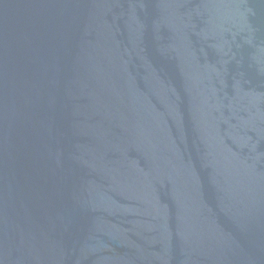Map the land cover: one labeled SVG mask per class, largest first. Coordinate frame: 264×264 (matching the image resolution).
Instances as JSON below:
<instances>
[{"label": "water", "instance_id": "95a60500", "mask_svg": "<svg viewBox=\"0 0 264 264\" xmlns=\"http://www.w3.org/2000/svg\"><path fill=\"white\" fill-rule=\"evenodd\" d=\"M0 264H264V0H0Z\"/></svg>", "mask_w": 264, "mask_h": 264}]
</instances>
